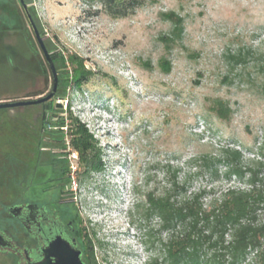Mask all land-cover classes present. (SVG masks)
I'll return each instance as SVG.
<instances>
[{
    "label": "rangeland",
    "instance_id": "1",
    "mask_svg": "<svg viewBox=\"0 0 264 264\" xmlns=\"http://www.w3.org/2000/svg\"><path fill=\"white\" fill-rule=\"evenodd\" d=\"M28 5L57 75L50 121L76 118L100 148L102 165L84 176L78 162L72 173L69 139L64 149L60 133L42 132L41 106L0 110L2 135L19 137L16 155L0 161V207L22 199L25 163L37 188L60 176L66 182L67 220L94 264H166L168 234L156 218H143L147 195H160L178 170L189 191L204 190L207 205L228 188L247 187L225 176L216 162L223 150L239 151L246 165L264 164V0H152L120 19L83 0ZM69 57L91 72L80 89L64 80ZM29 59L21 65L27 74L0 62V102L50 91L52 78L36 69L42 54ZM6 115L25 119L3 125ZM0 264L16 263L0 254Z\"/></svg>",
    "mask_w": 264,
    "mask_h": 264
},
{
    "label": "trees",
    "instance_id": "2",
    "mask_svg": "<svg viewBox=\"0 0 264 264\" xmlns=\"http://www.w3.org/2000/svg\"><path fill=\"white\" fill-rule=\"evenodd\" d=\"M149 1L152 0H83L89 6H100L101 12L111 19L129 17ZM28 10L35 24L33 9L29 7ZM8 32L18 34L21 39L17 47L12 48L13 54L2 42ZM29 46L36 48L37 45L31 40L29 23L18 0H0V62L8 64L7 59L11 56L13 68L27 74L22 64L30 61ZM33 52L34 56L38 54L37 49ZM62 62L66 63L63 59ZM68 63L71 69L64 80L80 89L91 72L77 57H69ZM165 67L167 69L168 65ZM36 69L46 78L49 76L43 61H36ZM41 94L36 92L34 96ZM57 96L55 94L53 100ZM51 103L40 105L42 132L60 133L62 148L63 139H69V148L78 154L79 173L82 171L86 176L100 171L101 151L96 141L70 113L66 117L67 123L66 119L56 124L50 121ZM241 157L239 151L225 149L216 162L224 165L226 177L234 176L245 181L247 187L228 188L207 205L203 201L204 190L189 191L186 180H179L178 170H174L172 178L167 179L168 187L160 195H147L143 218H156L160 229L167 232L164 247L166 264H264V177L260 176L264 164L255 161L246 165ZM203 162L206 166L207 161ZM143 236H150V231H145ZM89 264H94L90 258Z\"/></svg>",
    "mask_w": 264,
    "mask_h": 264
},
{
    "label": "flooded vegetation",
    "instance_id": "3",
    "mask_svg": "<svg viewBox=\"0 0 264 264\" xmlns=\"http://www.w3.org/2000/svg\"><path fill=\"white\" fill-rule=\"evenodd\" d=\"M26 5L28 6L27 8H29V5ZM29 32L31 40L37 45L35 35L30 24ZM15 37H17L18 39L19 35L15 34L14 32H8L7 37L3 38L2 41L3 44H5V48L9 51L10 54H13L11 50L12 48L17 47L18 44L16 42L13 43V39ZM36 49L40 51L38 45L36 46V48L33 46L28 47L29 58H34L33 51H35ZM12 59L13 58L11 56L8 57V66L10 69H15V71L17 72L16 68H13ZM44 63L47 66L49 75L48 77L52 78L45 59ZM41 76L46 78L44 75ZM15 78H17V80L19 79L17 75L15 76ZM29 78V75H25V77L22 76L21 80L22 82L26 83ZM51 89L52 88H50V91H48L45 95L44 93L41 94L43 95L42 97L48 95L51 92ZM35 93L36 92L28 93L22 98L0 103L35 100L31 99V97L41 96H34ZM45 103L35 106H40ZM35 106H23L1 110L12 112L18 108L30 109L34 108ZM24 119L25 118L22 116L13 117L12 115H6L3 119V125L7 123L23 122ZM12 133L13 134L2 135V130H0V135H2L0 138H2L1 140H5L4 146L0 148V161L11 159L16 155L15 153L17 152L19 147L17 143L19 141V137L17 135V132L14 131ZM3 148L6 149L3 151ZM19 162L20 161L12 163V167H16L15 171L13 172L14 174H11L13 178H16V176L18 175L17 173L21 168V164L19 166ZM25 166L27 167V164L24 163L22 170L20 169L23 173V178H25V183L23 184V187H20V191L18 193V195L22 196V199H19L18 201L10 205L0 207V237H2L4 242L7 244L6 246H0V254H4L12 258L16 264L36 263L41 260L42 249L46 248L47 245L56 237H60L61 239L69 242L70 245L76 250L80 251V259L83 264H89V254L86 250L80 247L79 243L75 239L74 225L70 221H68L66 217L65 203L68 202L65 197L68 195L66 182H62V177L60 176L59 181H57L55 185L51 186L46 183H41V187L37 188V185L39 184H36L33 179H31V174L29 175L28 170L30 168L27 169L25 168ZM33 172L34 169L32 170V174ZM25 173H27L28 178H26ZM51 193H55L54 200H50L48 198V195ZM56 195H58V198H56Z\"/></svg>",
    "mask_w": 264,
    "mask_h": 264
},
{
    "label": "water",
    "instance_id": "4",
    "mask_svg": "<svg viewBox=\"0 0 264 264\" xmlns=\"http://www.w3.org/2000/svg\"><path fill=\"white\" fill-rule=\"evenodd\" d=\"M19 4L26 15V18L34 32L37 45L40 48V51L49 67L53 81L52 89L48 95L35 100L0 103V110L23 106H35L45 103L49 100H52L56 91L57 75L52 63V59L47 50L45 49L42 37L39 34L37 28L35 27L34 22L28 12V6L25 4L24 0H19ZM6 245L7 244L4 242L2 237H0V246ZM32 264H83V262L80 259L79 250H76L74 247H72L69 242L61 239L60 237H56L47 245L46 248L42 249L41 260Z\"/></svg>",
    "mask_w": 264,
    "mask_h": 264
},
{
    "label": "built area",
    "instance_id": "5",
    "mask_svg": "<svg viewBox=\"0 0 264 264\" xmlns=\"http://www.w3.org/2000/svg\"><path fill=\"white\" fill-rule=\"evenodd\" d=\"M67 161L69 164V169L72 173L76 172L77 169V163H78V154L75 151H72L71 149H68L67 151Z\"/></svg>",
    "mask_w": 264,
    "mask_h": 264
},
{
    "label": "bare ground",
    "instance_id": "6",
    "mask_svg": "<svg viewBox=\"0 0 264 264\" xmlns=\"http://www.w3.org/2000/svg\"><path fill=\"white\" fill-rule=\"evenodd\" d=\"M112 217H115V216H112ZM127 255L130 256V257H135L132 252L131 253H127Z\"/></svg>",
    "mask_w": 264,
    "mask_h": 264
}]
</instances>
